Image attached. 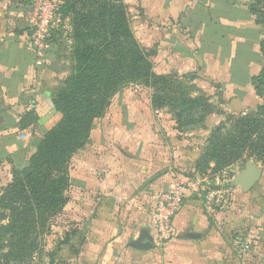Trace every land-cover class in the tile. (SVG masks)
<instances>
[{
    "label": "crops",
    "instance_id": "crops-1",
    "mask_svg": "<svg viewBox=\"0 0 264 264\" xmlns=\"http://www.w3.org/2000/svg\"><path fill=\"white\" fill-rule=\"evenodd\" d=\"M252 1L125 0L137 13L133 31L153 53L156 74L207 70L221 89L237 88L243 97L254 76L245 70L258 64L264 34L248 11ZM22 2L0 1V166H24L32 154L26 151L58 119L51 103L61 78L57 46L50 42L43 53L32 46ZM133 102L107 109L73 157L65 212L75 220L77 241L58 243L60 264H255L260 240L248 238L241 255L227 238L240 216L206 211L198 193L184 199L174 218L176 238H160L151 221L154 198L182 183L172 167L185 142L165 111L131 109ZM244 222L251 224L239 227L252 233L255 226ZM145 239L151 249L135 248Z\"/></svg>",
    "mask_w": 264,
    "mask_h": 264
},
{
    "label": "trees",
    "instance_id": "trees-1",
    "mask_svg": "<svg viewBox=\"0 0 264 264\" xmlns=\"http://www.w3.org/2000/svg\"><path fill=\"white\" fill-rule=\"evenodd\" d=\"M22 3L25 9L28 2ZM248 11L264 29V0H253ZM61 13L72 17L74 40L71 75L63 88L51 93L53 109L62 118L43 134L28 162L12 170L10 184L0 196V222L6 218L5 212L11 216L9 224L0 228V241L4 236L17 241L19 263L26 262L37 248L48 221L67 206L69 161L84 148L113 96L129 85L150 89L151 109H167L177 130L197 124L211 112L206 96H191L187 75L153 72L150 55L132 33L123 0H63ZM259 51L264 59V39ZM249 84L261 103L254 115L235 119L225 133L218 128L209 139L200 161L205 165L213 162L215 170L244 152L264 163V66ZM175 238L174 233L169 240ZM54 256L50 254L49 264H54Z\"/></svg>",
    "mask_w": 264,
    "mask_h": 264
},
{
    "label": "rangeland",
    "instance_id": "rangeland-1",
    "mask_svg": "<svg viewBox=\"0 0 264 264\" xmlns=\"http://www.w3.org/2000/svg\"><path fill=\"white\" fill-rule=\"evenodd\" d=\"M23 1H27L30 3L32 0ZM123 3L128 9L132 33L139 45L145 50L146 53L150 55V60L153 65L154 72L153 53L150 51V49H146V47H144L139 42L133 31V23L135 21L134 16L136 17L137 13L134 11L132 12V5H130V7L128 4H126L125 0H123ZM62 4L63 0H57L56 14L58 21L56 23V26L52 29L50 39L51 43L57 46L56 49L58 52V63L60 66L59 75L61 76L58 85L55 87L52 93L64 87V82L71 75L73 67L74 40L72 17L71 15H64L61 13ZM256 25H258L264 33L263 27L259 24ZM263 39L264 34L262 40ZM250 57L251 55H248V59H250ZM259 59L260 60L258 61V64L255 63L250 68V71L248 69L245 70L247 71L246 73H248V75H258V73L263 69L264 59L262 56ZM238 73H240V70L237 71V76L239 78L240 75ZM169 74H176L178 76L187 75L191 79V81L189 82V85H191L192 87L191 96H206L211 108V112L207 114L204 119L199 120L197 124L184 127L182 128V130H177L175 119L168 112V110H162L170 116V118H166V122L170 119V121L174 124L175 131L177 132V140L185 142V144H182V146L184 145L183 148H181L182 146H180L177 149V151H179L177 157L178 165L172 167V169L175 170L177 179L182 182H196L199 180H205L206 182L202 183L204 189L208 188L209 190L213 191L220 187L223 188V186L225 188L231 189L233 193L232 204L228 210H224L223 212H221V214L238 215L240 217H238V220H235V226L232 228V230H230V236L227 238L229 239V241H233L235 237L240 235L243 236V239L249 238V240L252 242L260 240V245L256 246L258 247L257 249H259V255L257 256V262L255 264H264V163L259 158L251 155L248 152H244L239 159L232 161L228 166L220 168L218 170L214 169L215 166L213 162H210L209 165H205L204 163H202V161H200L206 147L208 146L209 139L213 136V134L217 133V129L221 128L219 132L225 133L230 129L231 122L233 123L235 119L242 116L254 115L256 113L255 107L258 103H261V100H259L255 96V93L251 86L247 87V95H245L244 97L237 94V92L239 91V89L237 88L235 89L236 94L231 90L227 91L225 88L221 89V87L223 86H219L220 84L211 81L209 71L207 70H194L184 73L183 75H180L177 72H170L165 75ZM244 80L247 81V78ZM243 88L245 87H242V89ZM150 93V89L141 85H129L119 93H117L115 96H113L106 109L119 108V106L117 107V105H120L119 102L121 103L125 99H135V102H133L132 106L129 104V107L131 109L136 110L139 108L142 111H151L152 109L150 106ZM54 112L58 116L57 122L60 121L62 115L55 110ZM155 120L156 119L151 116L149 118V121L151 123L149 124L154 125L152 123H154ZM56 123H54V125ZM37 145L38 143L36 144V146ZM36 146L34 149L26 151V156H29L32 153L29 156L28 160L35 153ZM74 155L69 161V165L67 167L69 179L71 170H73L72 160ZM16 166L17 165L0 166V196L10 184L12 170L19 168L18 166ZM247 168H253L255 170L261 171V176L255 186L250 191L244 193L242 191V187L238 184V181L243 175L246 174ZM219 183L222 184V186H220ZM66 193L69 201H71V189L69 188ZM204 194L205 191L201 190L198 193L202 200ZM68 207L69 202L59 214L55 215L48 221L45 228L40 232L41 236L40 239L38 238L37 240V248L30 256L26 258V262L24 261V263H19V257L21 256V254H19L17 250H15V244L17 241L11 240V236H4L3 241H0V247H2L0 250V264H49L50 254L55 255L54 264H60L58 257H56L58 255V243H61V241H66L67 237H69L70 235L71 237L68 241H77V238L72 237L75 229H77L75 227V220L71 217L70 214L65 212V209H67ZM5 214L6 218L0 222V228L8 225L11 221L10 213L5 212ZM243 221H250L251 223L249 224L244 222V226L246 224L249 227L251 225L255 226L252 233H249V231H245L244 228L241 229L239 227V224L241 225ZM254 247L255 244L251 243L250 251ZM250 251L247 253V255H249ZM62 259L64 261V258Z\"/></svg>",
    "mask_w": 264,
    "mask_h": 264
},
{
    "label": "built area",
    "instance_id": "built-area-1",
    "mask_svg": "<svg viewBox=\"0 0 264 264\" xmlns=\"http://www.w3.org/2000/svg\"><path fill=\"white\" fill-rule=\"evenodd\" d=\"M56 13L57 0H32L25 7L23 18L28 27L30 42L39 53H43L51 42L52 29L58 21ZM205 182H182L156 194L151 221L161 239L168 240L173 236V219L189 194L205 191L203 205L210 213H221L229 209L233 200L231 189L224 186L213 191L204 189L202 183ZM232 244L241 255H245L249 249L248 240L240 235L233 239Z\"/></svg>",
    "mask_w": 264,
    "mask_h": 264
},
{
    "label": "water",
    "instance_id": "water-1",
    "mask_svg": "<svg viewBox=\"0 0 264 264\" xmlns=\"http://www.w3.org/2000/svg\"><path fill=\"white\" fill-rule=\"evenodd\" d=\"M260 176H261V171L255 170L253 168H247L246 174L243 175L238 181V184L242 187V191L244 193L250 191L258 182ZM195 238H198V236L197 235L186 236V239H195ZM152 246L153 244L148 239L135 243V248L141 251L149 250L152 248Z\"/></svg>",
    "mask_w": 264,
    "mask_h": 264
}]
</instances>
